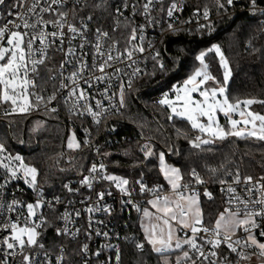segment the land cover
Masks as SVG:
<instances>
[{"label":"trees","instance_id":"obj_1","mask_svg":"<svg viewBox=\"0 0 264 264\" xmlns=\"http://www.w3.org/2000/svg\"><path fill=\"white\" fill-rule=\"evenodd\" d=\"M249 1L244 0V3ZM221 3L223 8L219 7ZM257 5H264V0H257ZM93 6V13L102 14L106 5L94 2ZM197 9L211 14L210 31H203L198 37L200 29L197 26L183 27L166 36L158 48L159 56L149 60L145 74L135 79L125 91L123 109L99 125L71 119L65 111L17 113L0 120V140L10 153L20 154L26 164L38 170L36 184L46 194L60 193L66 180L88 169L96 153L103 157L108 174L121 176L130 185L143 181L167 188L156 158L145 156L146 147L152 146L155 152H164L166 160L179 167L183 177L181 184L195 181L191 175L195 170L205 181L203 184L209 186L213 198L208 200L202 194L199 196L203 224L211 227L218 213L223 211L222 199L215 190L221 181L234 179L237 171L241 178L264 175V142L229 137L207 146L191 147L189 141L198 130L186 119L172 116L168 107L152 101L153 96L180 83L196 66L198 53L214 43L221 47L231 67L227 85L229 99H264V13H232L226 0H184L181 17L196 13ZM99 17L101 19L102 15ZM205 60L211 74L221 80V67L214 53H208ZM263 107L253 105L255 110L262 112ZM36 119L43 121L37 128L34 127ZM73 124L81 146L68 153L64 148L65 140ZM81 126L90 132L87 143ZM210 169L217 171L213 173ZM116 216L120 222H128L137 235L132 241L121 244L120 264H162L160 257L163 254L154 252L143 239L138 224L139 211L122 210ZM45 219L44 241L50 239L51 245L64 244L69 251L74 243L57 235L56 209L46 213ZM141 242L145 248L138 251L136 244ZM184 249L185 246L167 254L172 257Z\"/></svg>","mask_w":264,"mask_h":264},{"label":"built area","instance_id":"obj_2","mask_svg":"<svg viewBox=\"0 0 264 264\" xmlns=\"http://www.w3.org/2000/svg\"><path fill=\"white\" fill-rule=\"evenodd\" d=\"M94 2H102L106 5L102 14L91 11L94 7ZM145 2L146 0H63L62 4L53 5L52 7L58 11L67 12V24L76 26L80 29V32H69L66 25L64 28L65 37L63 44L61 45L60 41L57 40L47 50L48 59L45 65L40 67L39 76L36 78L37 87L33 91L46 98L55 92L56 99L47 105L40 104L38 108H33L28 112L65 111L71 119L83 120L93 126H97L107 117L113 116L123 109L124 104L123 106L120 105L121 91L123 92V100L125 101V91L130 88L135 79L145 74L148 69L149 60L157 57L158 48L164 42L166 36L178 32L183 27L190 28L197 26L200 29L197 34L198 37L201 36L203 31L207 33L210 31L211 14L209 12L207 19L204 18V11H196V13L181 17L184 0H154L148 14H145L143 11L142 6ZM173 2L178 5V9L169 17L167 11ZM13 3L14 0H4V3L0 4V26L13 18L8 15L10 11L13 13L16 11L12 7ZM125 3L129 7L125 8ZM226 6L231 9L232 13L241 11L264 13V5L256 4V9L254 10L250 1L244 3V0H233V3L229 5L226 0ZM117 9L120 11L117 12ZM19 11H23V9L21 8ZM43 15L45 19H58L56 12L44 13ZM101 15L100 19L99 16ZM89 16L92 17L91 20L88 19ZM169 24L173 26L172 29H169ZM85 25L87 26L86 28L84 27ZM125 25H129L130 27L144 26L142 46L145 51H136L131 59L122 56L119 60L112 61V67H107L104 73L99 72L92 65L102 62L106 57H100L96 54L94 47L97 42L96 29L109 33L108 38L101 40V43L105 45L103 49L105 52H107L108 45L112 41H119L117 50L123 52L125 47H128L126 41L130 32V28H126ZM202 25L203 27H201ZM47 30L49 32L56 31V28L49 25ZM69 48H75V55L68 56L65 62V54ZM113 54L115 55V53ZM81 61L87 63L88 68L77 79L79 87L87 92V100L76 103L75 99L69 95L71 88L69 77L72 72L77 71ZM62 62H64L63 68L60 67ZM93 77L103 78L97 80L93 79ZM85 81H88V83H85ZM61 83L68 84L69 87L62 88ZM174 86H178V83L172 84L162 93L153 96L152 101L158 102L165 93H168L169 96L174 94ZM106 89L107 91H105ZM97 101L101 102L99 106H97ZM88 106H91V112L85 111ZM53 108L56 111H51ZM10 110V104H0V120L5 119L8 116L5 113L10 112ZM92 112H98L100 115L94 118ZM74 126L75 124L71 125L72 128ZM80 131L84 140L87 141L90 136L88 129L81 126ZM197 135L203 134L197 132L193 135V139ZM2 155L4 157L9 155L13 157L17 155L21 156L18 153H10L8 150ZM64 158L68 159L67 154H64ZM5 162L8 161L6 160ZM94 163L97 165L103 163L105 165L102 173H90L89 170ZM12 164L14 167L17 166L15 161ZM100 175L106 176L110 174L106 171V163L103 157L96 153L84 173L66 180L60 193L48 195L37 184L36 187H31L21 172H17L16 177H11V174L6 169L0 167V224L26 217L27 209L24 205L41 200L44 203L37 210V216L45 218L46 213L56 209L57 229L67 227L69 230L67 233L59 236L73 242L74 246L70 247L68 251L69 248L64 244L51 245L50 239H47V242H45L42 237V227L39 229L42 232L40 243L44 245V248L26 249L27 252H30L37 260L42 262L44 258L39 253L47 251L52 258L51 264H57L56 257L61 254L64 256L62 264H116V251L118 249L121 252V244L137 238L136 233L130 228L128 222H120L116 214L122 210L140 212L150 199L157 200V197L163 198L168 188L160 185H148L143 181H139L145 184L148 190L140 191V183L134 186L128 184L126 186L128 191L125 193L121 192L113 182L100 179ZM85 176L96 177L92 181V187L89 188L82 183ZM262 177L264 175L253 177V179L254 181L260 180L264 184V180H261ZM233 181L234 179L227 180L215 187L216 192L222 199L223 210L230 208L232 211L243 212L245 206L243 203H240L241 200H251L254 202L261 198L258 188H254L252 193H249L247 189L251 188L252 185H245L244 183L235 184ZM185 184L188 187L180 188L177 192L184 195L202 194L208 200H211L214 196L208 185L203 183L197 184L195 181L181 185ZM229 185L235 188V193L228 192ZM69 188L72 191H69ZM99 192L105 193L103 200H98L97 193ZM206 193H210L211 195H206ZM233 196H236L238 199H232ZM229 200H232L231 204H229ZM13 201L19 202L15 205L14 210L9 208V205ZM89 208L97 210L89 212L87 211ZM105 208H109L110 211L105 212ZM249 210L260 211V207L253 203L249 206ZM77 211L80 212L78 217L75 215ZM67 214H70V218L67 221L62 220L61 218ZM257 223L261 227L254 230L255 235L259 240H264V237L260 236V231H264V217L258 218ZM203 227L210 230L214 229L204 224ZM104 233L108 235L105 236ZM7 235H9L8 231L0 229V245H2L3 238ZM237 237L243 239L245 238V233L239 230L236 232L233 240ZM202 238L212 239L213 236L210 233L201 232L197 238V242L203 245L205 254L211 251L218 253L217 257H210V260L217 261V264H264V258L259 256L258 249H244V252L250 256V259L241 260L238 256L239 248L237 253L232 252L225 244H221L218 248H213L211 244L206 243V240ZM84 245H87V251H81ZM61 248H63V253H61ZM144 248L142 250L137 248V250L143 251ZM184 250L189 252L191 260L182 257L181 264H191L192 260H195L196 264H209L208 260L198 258V253L194 249H191L189 245H185ZM169 252L171 251L168 250L163 254ZM97 253L99 254L97 255ZM4 254L5 250L0 247V264L4 262ZM7 264H23L22 255L18 252L16 256H9Z\"/></svg>","mask_w":264,"mask_h":264},{"label":"snow or ice","instance_id":"obj_3","mask_svg":"<svg viewBox=\"0 0 264 264\" xmlns=\"http://www.w3.org/2000/svg\"><path fill=\"white\" fill-rule=\"evenodd\" d=\"M4 0H0V4H3ZM63 0H14L12 5L16 11L9 12L8 15L13 17L0 26V104H10V112H6V115L26 113L33 108H38L40 104H49L56 99L55 92L49 96L44 97L33 91L37 87L36 78L39 76L40 67L45 65L48 59L47 50L60 41L61 45L64 42L65 32L64 28L67 25L69 32L78 33L80 29L72 24H67L66 18L68 13L58 11L54 9L53 5H60ZM154 0H146L143 4V11L145 14L149 13ZM227 3L231 5L233 0H227ZM253 9H256L257 0H250ZM127 8L129 5L124 4ZM220 8L224 5L219 4ZM23 11H19V9ZM178 9V5L173 2L167 11V15L171 17L173 12ZM120 10L117 9V12ZM197 12L200 10L197 9ZM56 12L58 19H45L44 13ZM122 15V13H121ZM204 18H208V11L203 12ZM92 19L91 16L88 17ZM54 26L56 31L49 32L48 26ZM87 27L86 25L84 26ZM126 28H130V32L126 43L128 47H125L123 52H119L118 45L119 41H112L108 45V50L105 52L103 49L104 44L101 40H105L109 37V33L96 29L97 42L94 45L96 54L100 57H106L100 63H94L93 68L101 73L105 72L107 67H112L111 62L119 60L122 56H126L131 59L136 51L144 52L145 49L142 46L143 37V25L138 27H130L125 25ZM172 25L169 24V29H172ZM203 27V25L201 26ZM38 43V47H37ZM83 47V45H81ZM214 52L219 57V62L223 68V81L217 79L216 76L212 75L209 70V65L205 62V57L208 53ZM115 53V55L113 54ZM75 55V48H69L65 54V62L68 56ZM159 56V53H156ZM155 59V57H154ZM199 61L200 67L196 68L194 72L183 81L180 86H174L173 92L175 93L173 98H169L168 93H165L161 99L158 100V104L161 106H167L171 109L172 116H178L186 119L193 129L198 130L203 135H197L195 139L189 141L194 147L199 148L201 145H207L214 143L216 140H225L229 137L237 138H249L264 142V114L253 111L252 106L260 104L264 106V99L246 98L243 100H230L227 94V84L231 77V67L228 59L224 55L219 45H213L207 51H202L196 57ZM64 67V62L60 65ZM163 68V64H160ZM88 68L87 63L81 61L80 67L77 71L71 73L69 77L71 81V88L69 91L70 97L75 99L76 103L87 100V92L80 88L78 85V77L80 74ZM119 71V69H117ZM139 71V69H137ZM55 78V77H53ZM103 77H93V79H102ZM212 82L214 86L208 87V83ZM88 83V81H85ZM62 88H68L69 85L61 83ZM107 91V89L105 90ZM198 94V97L193 95ZM97 106L101 104L97 101ZM123 92L120 94V105L123 106ZM51 111H56L55 108ZM85 111L91 112V106H88ZM219 114L227 119V124H221ZM83 114V113H81ZM93 117L100 115L98 112H92ZM234 115H238L240 119L233 118ZM169 117V119L172 118ZM203 118V119H202ZM99 122V121H97ZM204 136L208 137L205 139ZM87 143V141H85ZM68 148H80V143L75 141V135L68 140ZM7 149L3 143H0V167L7 170L11 174V177H16L17 172H21L24 179L30 184L31 187H36V181L38 176V170L31 165L24 162L21 156H7L4 157L2 154L6 153ZM151 150L145 152V156H152ZM8 162H5V161ZM15 161L17 166H13L12 162ZM159 168L165 178L171 184L174 190L180 188H187L188 185H181L179 181L183 179L178 168L167 165L165 162V154L161 152L159 154ZM105 169L103 163L97 165L92 164L90 173L100 174ZM211 172L215 173L217 169H210ZM191 175L194 177L197 184H202L205 181L201 178L199 173L192 171ZM96 177L85 176L83 177L82 183L87 187H92V181ZM100 179H104L113 182L121 192L127 193V185L129 181L127 179L114 176V175H100ZM264 180V177L261 178ZM235 184L244 183L245 185H252L248 188V192L252 193L254 188H258L261 193V198L255 200H241L245 210L232 211L230 208H226L224 212L219 214L218 219L215 222L214 229L203 227L202 212L199 209L197 197L195 195L186 196L178 192L180 199L185 201L187 207H183L177 204V208L180 209V218L178 220L181 228L190 229L192 236L181 240L173 228L172 221H177V213L174 209L168 207L169 200L167 197H157L156 201L152 204L157 207V211L163 215L159 217L162 220L163 225L167 226L166 230L164 227L152 225L145 229V241L151 246L152 250L158 254H163L169 249L175 247L176 249L182 248L183 245H189L191 249H194L198 253V258L208 260L209 264H217V261L210 260V257H217L216 251H211L205 254L203 245L197 242V238L201 232L210 233L213 238L207 239L206 243L211 244L213 248L220 247L221 244H225L232 252L237 253L241 260L250 259L244 249L255 248L259 251V256L264 258V242H260L255 235V231L260 229L261 225L257 223V219L264 217V184L260 180L253 179L252 176H245L241 178L239 171L235 173L234 181ZM140 183V191H146L147 186ZM221 183H224L221 181ZM72 191L71 188L68 189ZM228 192L235 193V188L231 185L228 186ZM206 195H211L206 193ZM105 196L104 192L97 193L98 200H103ZM232 199H238L233 196ZM163 201L164 207H159L160 201ZM18 201H13L9 208L15 209V205ZM44 202L37 200L35 203H27L24 205L27 209V216L18 218L15 221L9 223L0 224V229L9 232V235L5 236L2 241V247L5 250L4 262L7 264L9 256H16L19 252L23 257V264H51V256L47 251L39 253L44 259L43 261L37 260L30 252L26 249H43L44 245L40 243L42 232L39 230L47 223L46 219L42 216H37V210L42 206ZM232 200H229V204ZM258 205L260 211L249 210V206L252 204ZM97 209L89 208L87 211L92 212ZM105 212L110 211L109 208L104 209ZM75 215L78 217L80 212L77 211ZM145 215H149L145 212ZM35 218V219H34ZM70 218V214L62 217V220L67 221ZM191 220V223H189ZM199 225V227H198ZM241 229L245 233V238L241 239L236 236V230ZM69 230L67 227L64 229H57V235H63ZM107 236V233H104ZM260 236L264 237V231H260ZM144 242L137 243L138 249L144 248ZM18 250V252H17ZM81 251H87V245H84ZM63 253V248H61ZM99 253H97L98 255ZM183 258L191 260L188 251L183 252ZM120 252L116 251V264H120ZM64 256L61 254L56 257L57 264H62ZM165 264L168 261L165 260ZM176 264H181V259L177 258ZM191 264H196L195 260L191 261Z\"/></svg>","mask_w":264,"mask_h":264},{"label":"rangeland","instance_id":"obj_4","mask_svg":"<svg viewBox=\"0 0 264 264\" xmlns=\"http://www.w3.org/2000/svg\"><path fill=\"white\" fill-rule=\"evenodd\" d=\"M213 45H218V44H217V43H214V44H212V46H213ZM212 46H211V47H212ZM211 47H210V48H211ZM207 50H208V49H207ZM207 50H205V51H207ZM201 52H202V51H201ZM199 53H200V52H199ZM199 53H198V55H199ZM212 53H214V52H212ZM198 55H197V56H198ZM214 55H215L216 59L218 60L219 65H220L219 57H218L215 53H214ZM205 62H206V60H205ZM198 67H200L199 61H197L196 66L191 70V72H190V73H189V74H188V75H187V76H186V77H185L180 83H178V86L182 85V84H183V81H184L185 79H187L188 76L191 75V74L194 72V70H195L196 68H198ZM220 67H221V65H220ZM221 71H222V75H221V80H220V81L222 82V81H223V68H222V67H221ZM230 78H231V77H230ZM229 80H230V79H229ZM228 82H229V81H228ZM227 85H228V84H227ZM207 86H208V87H212V86H214V85L212 84V82H209ZM174 95H175V93L172 94V95H170L169 98H173ZM193 95H195V96H197V98H199V97H198V94H193ZM166 107H167V106H166ZM263 108H264V107H263ZM168 109H169L170 114L172 115V113H171V109H170V108H168ZM252 110L264 114V110H263V112H262V111H259V110H255V109L253 108V106H252ZM218 115H219V118H220V123H221V124H227V119L223 116V114H219V113H218ZM221 117H222V118H221ZM233 118H235V119H240V117H239L238 115H234ZM202 119H203V118H202ZM42 124H43V121H41V120H39V119L34 120V127H35V128L41 126ZM73 134L75 135V141H77V142L80 143L78 137L76 136V133H75L74 128L69 127V129H68V134H67V137H66V140H65V146H64L66 152H68V153H72L73 151L76 150V148H68V146H67V144H68V140H69L70 138L73 137ZM204 137H205V138H208V137H206V136H204ZM0 143H3V141L0 140ZM148 150H151V152L153 153L152 156L156 158L159 172H160V174L162 175V177H163V179H164V181H165V183H166V186H167V188H168V189H167V193H166V195L164 196V197H167L168 200H169V204H168L167 206L170 207V208H172V209H174V210L176 211V213H177V221H172V225H173L174 230L176 231V235H177L181 240H183V239H187V238H189V237L192 236V233H191L190 229H188V228H181V227L179 226L178 220H179V218H180V209L177 208V204H179V205H181V206H183V207H187V204H186L185 201H183V200L180 199V196L178 195L177 190H174V189L172 188L171 184L168 182V180L165 178V176L163 175V173L160 171V168H159V154H160L162 151L155 152V151L153 150V147H152V146H147L146 149H145V152L148 151ZM163 153H164V152H163ZM149 157H151V156H149ZM165 162H166L167 165H170V166H172V167H175V168H178V169H179L178 166H176V165L173 164V163H170L169 161L166 160V158H165ZM179 170H180V169H179ZM180 174H181V173H180ZM110 175H113V174H110ZM114 176H116V175H114ZM118 177H121V176H118ZM121 178H123V177H121ZM179 183L181 184V181H179ZM178 190H179V189H178ZM185 195H186V196H190L191 194H185ZM194 195L197 197L198 206H199V209L201 210V207H200V196L197 195V194H194ZM153 201H156V199H150V200L148 201V203L146 204V206H145V207L139 212V221H138V224H139V227H140V230H141V233H142V236H143V239H144V240H145V229H146V228L151 227L152 225H156V226H158V228H159V227H164L165 230H166V228H167V226L163 225L162 220L159 219V217H161L163 214H162L161 212L157 211V207H154V206H153V204H152ZM158 206H159V207H164V204H163V201H162V200L159 202ZM224 211H225V210H223V211H221V212H224ZM145 212H147L149 215H145ZM221 212H220V213H221ZM220 213H218V215H217V217L215 218V220L213 221L211 227H213V228L215 227V222H216V220L218 219ZM189 223H191V220H189ZM198 227H199V225H198ZM239 230H241V229H239ZM239 230H238V231H239ZM236 232H237V231H236ZM184 233H186V235H184ZM256 238H257V237H256ZM257 239H258V238H257ZM258 240H259V239H258ZM259 241H260V242H264V240H262V241L259 240ZM145 242H146V241H145ZM183 246H185V245H183ZM183 246H182V247H183ZM150 247H151V246H150ZM180 249H181V248H180ZM169 250H170V251H174V250H179V249H176L175 247H173L172 249H169ZM184 251H185V250H184ZM184 251H183V252H184ZM183 252H182V253H179V254H177V255H174V256H172V257H171L170 254H163V255H161L160 259H161L162 264H165V260L168 261V264H175L176 261H177V258H180V259H181V258L183 257Z\"/></svg>","mask_w":264,"mask_h":264},{"label":"water","instance_id":"obj_5","mask_svg":"<svg viewBox=\"0 0 264 264\" xmlns=\"http://www.w3.org/2000/svg\"><path fill=\"white\" fill-rule=\"evenodd\" d=\"M259 14H261V15H262V14H263V12H259ZM204 138H205V137H204ZM205 139H208V138H205ZM191 140H193V139H191ZM191 140H190V141H191ZM189 145H190L191 147H194V146H193V145H192L190 142H189ZM207 145H209V144H207ZM207 145H201V146H207ZM201 146H200V147H201ZM195 148H196V147H195Z\"/></svg>","mask_w":264,"mask_h":264},{"label":"crops","instance_id":"obj_6","mask_svg":"<svg viewBox=\"0 0 264 264\" xmlns=\"http://www.w3.org/2000/svg\"><path fill=\"white\" fill-rule=\"evenodd\" d=\"M239 229H237L236 231H238ZM262 241V240H261Z\"/></svg>","mask_w":264,"mask_h":264}]
</instances>
